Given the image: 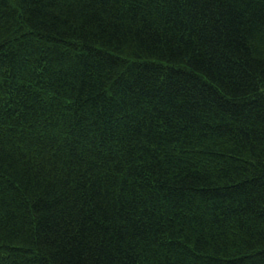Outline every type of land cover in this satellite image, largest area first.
<instances>
[{
  "label": "trees",
  "instance_id": "1",
  "mask_svg": "<svg viewBox=\"0 0 264 264\" xmlns=\"http://www.w3.org/2000/svg\"><path fill=\"white\" fill-rule=\"evenodd\" d=\"M0 264H264V0H0Z\"/></svg>",
  "mask_w": 264,
  "mask_h": 264
}]
</instances>
